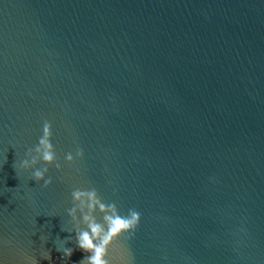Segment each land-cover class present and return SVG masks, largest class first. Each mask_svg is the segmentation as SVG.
Wrapping results in <instances>:
<instances>
[{
    "label": "water",
    "instance_id": "95a60500",
    "mask_svg": "<svg viewBox=\"0 0 264 264\" xmlns=\"http://www.w3.org/2000/svg\"><path fill=\"white\" fill-rule=\"evenodd\" d=\"M76 188L141 214L110 264H264V0H0V264H81Z\"/></svg>",
    "mask_w": 264,
    "mask_h": 264
},
{
    "label": "clouds",
    "instance_id": "9594fccd",
    "mask_svg": "<svg viewBox=\"0 0 264 264\" xmlns=\"http://www.w3.org/2000/svg\"><path fill=\"white\" fill-rule=\"evenodd\" d=\"M52 139V123L45 120L38 144L34 149L28 150V158L21 164L22 169L31 171L32 179L37 184L43 182L45 188L51 187L53 183L47 175L49 167L61 170ZM77 157L83 159V149L77 148L75 155L67 153L65 159L68 164L74 165ZM41 161L45 166L37 167ZM71 195L74 206L68 215L75 224L77 246L81 251L90 253L81 264H110L109 249L122 236L131 238V234L135 233L141 223V214L138 210L129 209L126 215H122L115 203L103 202L95 188H76ZM97 212L101 215L102 222L97 219ZM63 251L68 257L73 255L72 249L63 248ZM44 257L50 258L48 254Z\"/></svg>",
    "mask_w": 264,
    "mask_h": 264
}]
</instances>
